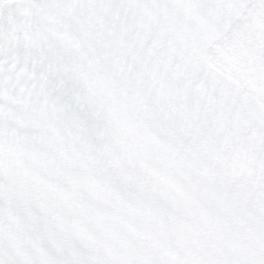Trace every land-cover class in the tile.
Returning a JSON list of instances; mask_svg holds the SVG:
<instances>
[{"label": "snow or ice", "instance_id": "6c2138e0", "mask_svg": "<svg viewBox=\"0 0 264 264\" xmlns=\"http://www.w3.org/2000/svg\"><path fill=\"white\" fill-rule=\"evenodd\" d=\"M0 264H264V0H0Z\"/></svg>", "mask_w": 264, "mask_h": 264}]
</instances>
